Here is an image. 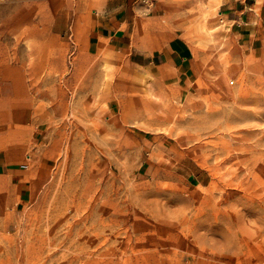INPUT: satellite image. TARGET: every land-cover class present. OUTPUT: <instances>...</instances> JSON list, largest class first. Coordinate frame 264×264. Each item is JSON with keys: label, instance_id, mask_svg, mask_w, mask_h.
Instances as JSON below:
<instances>
[{"label": "rangeland", "instance_id": "obj_1", "mask_svg": "<svg viewBox=\"0 0 264 264\" xmlns=\"http://www.w3.org/2000/svg\"><path fill=\"white\" fill-rule=\"evenodd\" d=\"M83 4L0 0V264H264V43L198 6L196 77L158 83Z\"/></svg>", "mask_w": 264, "mask_h": 264}, {"label": "crops", "instance_id": "obj_2", "mask_svg": "<svg viewBox=\"0 0 264 264\" xmlns=\"http://www.w3.org/2000/svg\"><path fill=\"white\" fill-rule=\"evenodd\" d=\"M80 1L89 13L87 34L95 46L107 41L124 52L130 66L158 83L191 82L196 77V48L185 36L193 34L198 6L208 13L207 19L222 20L237 40L251 46L264 43V0ZM0 168L4 184L12 181L14 187L27 189V171L3 163Z\"/></svg>", "mask_w": 264, "mask_h": 264}]
</instances>
